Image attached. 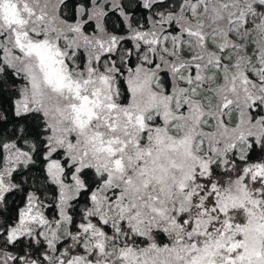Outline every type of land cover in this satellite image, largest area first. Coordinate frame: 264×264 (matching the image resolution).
<instances>
[{"label": "snow or ice", "instance_id": "1", "mask_svg": "<svg viewBox=\"0 0 264 264\" xmlns=\"http://www.w3.org/2000/svg\"><path fill=\"white\" fill-rule=\"evenodd\" d=\"M0 264H264V0H0Z\"/></svg>", "mask_w": 264, "mask_h": 264}]
</instances>
